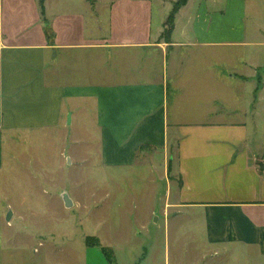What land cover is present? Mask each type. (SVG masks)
<instances>
[{
    "label": "crops",
    "instance_id": "1",
    "mask_svg": "<svg viewBox=\"0 0 264 264\" xmlns=\"http://www.w3.org/2000/svg\"><path fill=\"white\" fill-rule=\"evenodd\" d=\"M175 1L44 0L42 15L38 0H0V168L25 131L96 139L113 169L175 143L177 205L208 244L264 264V42L224 38L223 0H188L166 42Z\"/></svg>",
    "mask_w": 264,
    "mask_h": 264
},
{
    "label": "rangeland",
    "instance_id": "2",
    "mask_svg": "<svg viewBox=\"0 0 264 264\" xmlns=\"http://www.w3.org/2000/svg\"><path fill=\"white\" fill-rule=\"evenodd\" d=\"M225 7L224 38L264 42V0H223ZM161 16L155 7L153 23ZM252 51L263 65L264 45ZM77 136L49 128L6 143L0 264H107L100 246L85 245L86 236L110 247L117 264H263L254 253L208 244L197 210L177 205L175 143L166 154L144 146L135 166L113 169L101 166L98 140Z\"/></svg>",
    "mask_w": 264,
    "mask_h": 264
},
{
    "label": "trees",
    "instance_id": "3",
    "mask_svg": "<svg viewBox=\"0 0 264 264\" xmlns=\"http://www.w3.org/2000/svg\"><path fill=\"white\" fill-rule=\"evenodd\" d=\"M88 1L91 4L94 2V0H88ZM187 1L188 0H176L175 2H173L172 8H171L170 12L168 13V15L164 21V30L161 34V38L164 41L169 42L170 35H171V32H172L173 27H174V19H175L176 13L178 12V10L182 6H184L186 4ZM38 4L40 7V12L43 15L44 14V0H38ZM142 149H143V147H142ZM168 168H169V166H168ZM84 243L86 246H100L101 251L103 252V254L106 258L107 264H117L113 250L110 247L101 246V244L97 238H95V237L90 238V236H86Z\"/></svg>",
    "mask_w": 264,
    "mask_h": 264
},
{
    "label": "water",
    "instance_id": "4",
    "mask_svg": "<svg viewBox=\"0 0 264 264\" xmlns=\"http://www.w3.org/2000/svg\"><path fill=\"white\" fill-rule=\"evenodd\" d=\"M63 201H64V205L67 206V207L71 206V204H72L71 200L66 195L63 197ZM10 216H11V211H9L6 214V219H9Z\"/></svg>",
    "mask_w": 264,
    "mask_h": 264
}]
</instances>
